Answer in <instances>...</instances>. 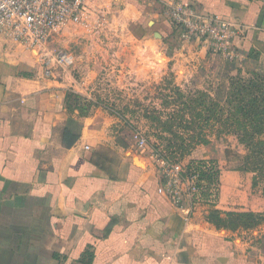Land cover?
I'll use <instances>...</instances> for the list:
<instances>
[{"label":"crops","instance_id":"0c3cea01","mask_svg":"<svg viewBox=\"0 0 264 264\" xmlns=\"http://www.w3.org/2000/svg\"><path fill=\"white\" fill-rule=\"evenodd\" d=\"M83 1L81 18L54 32L44 55L0 37V264H264V234L252 231L255 241L249 244L245 231L209 223L204 205L191 216L177 209L157 192L164 177L161 162L141 154L137 163L129 148L118 144L109 116L68 108L70 92L86 91L74 77L84 71L73 72L86 66L77 48L68 46L79 42L74 29L99 20L119 23L138 39L143 37L132 27L146 36L150 30L170 34L179 31L170 6L180 2L240 28L233 61L204 43L183 41L193 59L213 72L224 62L228 69L264 73V0ZM58 52L63 61L56 59ZM191 159L224 163L211 141L184 163ZM220 173L217 209L244 204L245 210H264L263 199L248 191L252 184L240 180L250 173Z\"/></svg>","mask_w":264,"mask_h":264},{"label":"rangeland","instance_id":"374dc122","mask_svg":"<svg viewBox=\"0 0 264 264\" xmlns=\"http://www.w3.org/2000/svg\"><path fill=\"white\" fill-rule=\"evenodd\" d=\"M111 23L113 22L100 23L97 20L92 21L86 29H74L72 35L79 42L71 41L68 46L77 48L75 54L82 57V65L86 64V70L78 67L73 72L84 71V75L76 73L74 77L82 79L86 91L78 99L69 98L68 108H76L81 115H89L98 110L109 116L113 121L112 131L118 132V144L129 148L131 156L135 159L141 154L156 159L154 155L157 153L164 155V159L184 162L192 153L188 154L186 145H201L196 143L197 140L192 141L194 132L184 130L179 125L180 121L193 118L190 110H185L183 103L196 105L193 98L200 91L223 101L231 78L246 76L251 70L238 66L228 69L224 62H220L217 65L218 71L213 72V67L210 69L200 59H193L190 53H187V48H182L183 41L193 44L199 41L185 37L180 28L179 31L170 34L166 32L161 36L152 35L150 30L147 36L143 34V38L138 39L130 35L127 28L121 24ZM178 51H181V57ZM237 55L238 49L229 61H233ZM180 59L182 65L179 63ZM89 70L92 72L89 73ZM165 121L169 123V128L172 124L173 132H178L182 138H176L163 131L160 124ZM162 136H165V139ZM125 138L128 141H125ZM209 138L211 142L219 145L224 163L221 166L212 160L218 170L215 182L217 193L213 204H203L208 207L206 219L211 210H219L216 203L220 189V171H242L239 167L244 166V156L247 154V148L232 134H211ZM138 139L143 142L138 143ZM138 161L140 162L139 159ZM243 172L250 173L251 177L240 180L252 184L248 191L264 201V180H258L254 185L255 173L249 170ZM245 206L241 204L229 211H251L245 210ZM219 212L220 216L225 217L228 211ZM223 229L238 234L245 231L244 237L249 244L255 241L252 231L257 230L264 234L263 223L251 229Z\"/></svg>","mask_w":264,"mask_h":264},{"label":"built area","instance_id":"2783aa9c","mask_svg":"<svg viewBox=\"0 0 264 264\" xmlns=\"http://www.w3.org/2000/svg\"><path fill=\"white\" fill-rule=\"evenodd\" d=\"M85 7L83 0H0V37L27 46L37 56L44 55L53 33L70 21H78ZM169 11L172 24L185 37L204 43L211 52L226 59L235 56L236 40L240 36L237 24L216 16H202L180 2L171 4ZM55 57L64 60L59 52ZM142 142L138 139V143ZM154 156L164 166V177L157 192L170 204L180 210L185 208L191 216L200 205L214 203L217 186L208 178L216 166L212 160L184 163L164 159L157 153Z\"/></svg>","mask_w":264,"mask_h":264},{"label":"trees","instance_id":"16d2710c","mask_svg":"<svg viewBox=\"0 0 264 264\" xmlns=\"http://www.w3.org/2000/svg\"><path fill=\"white\" fill-rule=\"evenodd\" d=\"M131 31L137 37L143 35V30H138L135 27H132ZM71 97L78 99L80 95L70 92L68 100ZM193 100L196 105L183 103V107L185 110H190L193 118L179 122L184 130L194 132L191 137L192 141L197 140V144L206 145L210 142L209 135L211 134L234 135L238 142L247 148L244 166L239 169L255 173L254 185L258 180H264V73L249 71L246 76L239 75L231 78L223 101L202 91L198 92ZM160 125L163 127V131L168 134L182 138L178 132H173L172 124L169 128L167 121ZM164 137L162 136V138ZM196 146L186 145L189 149L188 154L195 150ZM162 156L165 158L164 155ZM166 159L168 160V158ZM194 160L196 159L190 161ZM217 173L218 170L215 168L211 171L208 175L210 182L217 181ZM220 215L219 210H211L207 219L216 228L251 229L259 224H264V211H228L225 213V217Z\"/></svg>","mask_w":264,"mask_h":264},{"label":"water","instance_id":"95a60500","mask_svg":"<svg viewBox=\"0 0 264 264\" xmlns=\"http://www.w3.org/2000/svg\"><path fill=\"white\" fill-rule=\"evenodd\" d=\"M155 35H159L158 33H155ZM160 36V35H159Z\"/></svg>","mask_w":264,"mask_h":264},{"label":"bare ground","instance_id":"6f19581e","mask_svg":"<svg viewBox=\"0 0 264 264\" xmlns=\"http://www.w3.org/2000/svg\"><path fill=\"white\" fill-rule=\"evenodd\" d=\"M136 162H137V163H139V161H138V160H136Z\"/></svg>","mask_w":264,"mask_h":264}]
</instances>
